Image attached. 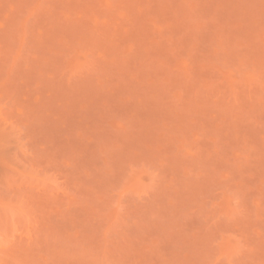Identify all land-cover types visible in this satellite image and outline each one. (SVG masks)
<instances>
[{"label":"rangeland","instance_id":"rangeland-1","mask_svg":"<svg viewBox=\"0 0 264 264\" xmlns=\"http://www.w3.org/2000/svg\"><path fill=\"white\" fill-rule=\"evenodd\" d=\"M0 264H264V0H0Z\"/></svg>","mask_w":264,"mask_h":264}]
</instances>
